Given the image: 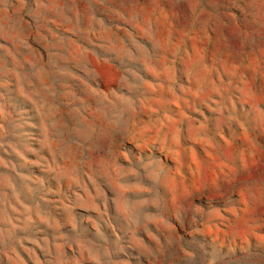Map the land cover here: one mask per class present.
Instances as JSON below:
<instances>
[{
  "label": "rangeland",
  "instance_id": "374dc122",
  "mask_svg": "<svg viewBox=\"0 0 264 264\" xmlns=\"http://www.w3.org/2000/svg\"><path fill=\"white\" fill-rule=\"evenodd\" d=\"M0 264H264V0H0Z\"/></svg>",
  "mask_w": 264,
  "mask_h": 264
}]
</instances>
